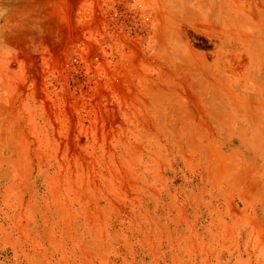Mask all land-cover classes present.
<instances>
[{
	"label": "rangeland",
	"instance_id": "rangeland-1",
	"mask_svg": "<svg viewBox=\"0 0 264 264\" xmlns=\"http://www.w3.org/2000/svg\"><path fill=\"white\" fill-rule=\"evenodd\" d=\"M0 264H264V0H0Z\"/></svg>",
	"mask_w": 264,
	"mask_h": 264
}]
</instances>
